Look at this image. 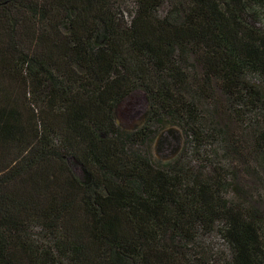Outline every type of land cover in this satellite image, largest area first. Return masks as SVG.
<instances>
[{
    "label": "trees",
    "instance_id": "trees-1",
    "mask_svg": "<svg viewBox=\"0 0 264 264\" xmlns=\"http://www.w3.org/2000/svg\"><path fill=\"white\" fill-rule=\"evenodd\" d=\"M112 4L0 0V264H180L177 238L214 223L223 264H264L263 218L224 196L226 152L205 141L216 129L198 103L218 84L243 116L257 112L241 118L257 127L264 170V0H186L163 19L165 0H134L125 25ZM139 87L149 126L184 128L180 161L153 163L135 149L150 129L118 126L115 110Z\"/></svg>",
    "mask_w": 264,
    "mask_h": 264
},
{
    "label": "rangeland",
    "instance_id": "rangeland-1",
    "mask_svg": "<svg viewBox=\"0 0 264 264\" xmlns=\"http://www.w3.org/2000/svg\"><path fill=\"white\" fill-rule=\"evenodd\" d=\"M186 0H165L164 6L156 14L157 19H163L172 13H179ZM112 15L118 24H129L132 19L134 0H112ZM66 31V29L64 30ZM185 69L196 80L199 79L202 71L195 63L190 54L186 59ZM251 84L262 88L261 81L255 77L249 76ZM193 82L185 89L187 97L194 95ZM195 88V87H194ZM198 103L204 112L205 119L211 123V129H216L212 138H205V141L212 142L220 146V149L226 157L228 168L229 186L224 190V196L232 201L241 203L247 207H254L264 222V170L263 163L251 151L254 146L253 138L255 136L256 126L244 125L242 118L248 121L254 118L257 112H241V105H231V99L223 92L222 88L215 84L213 89L204 97L198 98ZM150 110V100L147 90L144 87L135 89L115 110V120L118 126L126 131H138L143 126L150 129V138L143 145L135 146V149L141 150L142 154L149 158L153 163H164L172 160L177 152L184 150V141L187 134L184 128L177 125H171L165 121V126H149L148 113ZM242 115V118H241ZM259 126V125H258ZM208 131L204 126L203 132ZM259 129H264L260 125ZM225 133L222 139L220 136ZM219 140V141H218ZM218 141V142H217ZM204 144V139L201 141ZM198 143V142H197ZM218 143V144H217ZM213 144V145H214ZM208 145V144H206ZM241 151L244 156L239 155L235 150ZM245 149H247L245 151ZM140 152V151H139ZM179 156L173 160L178 161ZM180 161V160H179ZM68 165L74 175L79 179H84V170L80 163L71 156L67 158ZM181 163H185L181 161ZM187 166H190L188 163ZM196 171H201L205 178L210 177V173L204 172L197 165H192ZM192 168V167H191ZM195 171V172H196ZM230 172V173H229ZM199 173V172H196ZM32 239L38 242L46 243L47 238L38 235L36 227L33 229ZM183 246L178 262L180 264H223V257L220 255L224 251V244L220 238L218 224L198 225L191 228L187 238H177Z\"/></svg>",
    "mask_w": 264,
    "mask_h": 264
},
{
    "label": "water",
    "instance_id": "water-1",
    "mask_svg": "<svg viewBox=\"0 0 264 264\" xmlns=\"http://www.w3.org/2000/svg\"><path fill=\"white\" fill-rule=\"evenodd\" d=\"M179 152V151H178ZM178 152H177V154H178Z\"/></svg>",
    "mask_w": 264,
    "mask_h": 264
}]
</instances>
